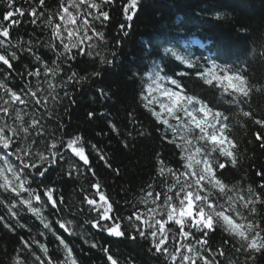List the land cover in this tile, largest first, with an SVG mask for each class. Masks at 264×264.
<instances>
[{"label":"snow or ice","instance_id":"6c2138e0","mask_svg":"<svg viewBox=\"0 0 264 264\" xmlns=\"http://www.w3.org/2000/svg\"><path fill=\"white\" fill-rule=\"evenodd\" d=\"M6 3L0 17V228L18 235L9 264H81L69 237L90 250L100 249L106 264H136L134 257L122 262L110 243L86 238L78 224L143 248L157 264H256L264 258V165L244 167L254 157L245 156L248 149L235 134L237 128L247 133L249 122L264 130V115L254 107V97L264 96V76L258 78L246 63L221 64L219 57L201 62L174 47L164 48L179 64L153 62L141 77L146 82L140 101L159 140L153 147L154 175L134 201L125 200L123 214L101 183L92 156L117 178L120 168H113L108 153L82 133L69 134L60 110L67 115L77 105V93L103 83L119 67L123 37L142 0H57L52 9L48 0ZM113 11L122 21L109 49L106 30ZM214 14L230 23L226 13ZM25 18L40 34L14 39L12 29ZM238 31L253 34L250 27ZM192 42L199 43L195 37ZM146 43L151 47L153 42ZM260 46L264 48V32ZM258 59L264 64V51ZM95 91L105 101L115 95L110 86ZM98 115L107 118L110 133L123 137L125 150L135 151L137 138L153 134L134 110H126L123 132L107 111L85 113L89 121ZM260 130L252 132L248 143L264 153ZM165 146L174 149L171 161L157 150ZM52 172L63 183L91 178L88 188L79 187L78 203H70L56 181L45 183ZM80 213L90 218L80 222ZM29 218L38 225H29ZM33 228L42 230L32 234Z\"/></svg>","mask_w":264,"mask_h":264},{"label":"trees","instance_id":"16d2710c","mask_svg":"<svg viewBox=\"0 0 264 264\" xmlns=\"http://www.w3.org/2000/svg\"><path fill=\"white\" fill-rule=\"evenodd\" d=\"M226 1H231L232 5L231 2L228 5ZM21 3L23 0H17V6ZM56 3L57 0H48V7L52 9ZM142 5L129 35L123 37L122 51L117 60L119 67L108 72L103 83L91 86L87 91L82 89L77 93L75 95L77 105L69 107L67 115L60 110L69 134L82 133L86 140L97 143L108 153L113 168H120L121 174L117 178L115 173L105 168L94 154L92 156L93 167L97 169L101 183L107 186L111 199L117 202L123 214H127L125 200L134 201L135 197L140 195L139 189L145 182H150V177L154 175L153 147L159 144L158 134L154 131L156 125L152 117L144 110L140 101L142 85L146 82V78L141 79V77L153 65L151 51L158 49V52L167 59L171 57L165 55L164 48L174 47L181 54L190 56L192 59H199L201 62L222 56L227 60L218 59V63L230 65L234 63L235 66L246 63L255 70L254 74L258 78L264 76V64H261L258 59V53L264 51V48L260 46L261 32H264V0H142ZM24 7L27 8L28 5L24 4ZM6 8V0H0V17ZM216 11L226 13L230 23L217 20L214 14ZM112 15V25L106 30L109 49H112L114 38H119L116 25L122 21L118 11H113ZM207 23L211 24V31L206 34L203 33V29ZM241 27H250L253 32L252 36L246 37L239 32L238 29ZM33 33L39 35L40 31L35 25H30L26 18L24 23L13 28L11 32L14 39L22 36L25 40ZM47 36V31H44L43 37L47 39ZM193 37L199 43H193ZM150 39L153 42L151 47L146 43ZM185 46H189V52L183 53L180 48ZM214 50L217 52L214 53ZM50 55L51 53H48V56ZM160 58L155 63L169 64L161 61ZM171 59L174 60V58ZM175 62L179 64L178 61ZM181 68H183L182 65ZM134 73H139V76H134ZM16 83L13 81V84ZM109 86L115 95L110 101H105L98 96L95 89L104 87L107 90ZM254 107H257L264 115V96L254 97ZM92 110L98 114L105 111L110 113V118L121 127L122 132L126 131L124 127L126 110H134L142 120L144 127L153 134L150 138H137L135 151L125 150L120 144L123 137H117L108 131L106 117L98 115L94 121L86 119L85 113ZM257 130L260 129L249 122L247 133H243L239 128L235 131L237 139L242 142V148L247 147L248 149L245 156L254 157L252 160L245 161V168H248L250 163H255L257 166L264 165V153L256 149L255 144L248 143L252 139V132ZM157 150L164 153L166 160H173L174 149L172 147L165 146ZM226 175L232 179L231 172ZM236 178H239V175ZM90 179V177L80 176L76 179V183H63L58 172H52L45 183L56 181V186L63 190L68 201L78 203L82 199L78 189L80 186L88 188ZM248 182H253L251 172ZM86 218L90 217H86L84 213L79 214L80 222ZM27 223L38 225L39 222L29 218ZM40 230L42 228H33L32 234ZM77 231L84 232L86 238L95 240L100 245L110 243L112 253L122 262L129 257H134L136 264H157L156 260L145 254L143 248L116 242L114 238L108 237L106 233L97 229H92L89 225L80 228L78 224ZM69 239L75 245L81 264H106L105 256L100 249L90 250L87 244L76 237H69ZM216 239H219V234ZM17 245L18 235L7 233L6 230L0 228V264H9ZM53 247L54 245L50 244V251ZM256 264H264V258L258 260Z\"/></svg>","mask_w":264,"mask_h":264},{"label":"bare ground","instance_id":"6f19581e","mask_svg":"<svg viewBox=\"0 0 264 264\" xmlns=\"http://www.w3.org/2000/svg\"><path fill=\"white\" fill-rule=\"evenodd\" d=\"M229 2H231V1H229ZM229 2L228 1H226V3L229 5ZM231 5H232V2H231ZM211 24L210 23H207V26H205V28L203 29V33H208L209 31H211ZM202 33V32H201ZM180 49H182L183 50V53H185V51H188L189 52V46H185V47H181ZM159 50L158 49H154L153 51H151V57H152V59H153V61H151V63H153V62H156L157 60H159V58H160V60L161 61H166V62H168L169 64H176V62L174 61V60H172L171 58H167L166 59V57L165 56H162V54L161 53H159L158 52ZM215 51V50H214ZM217 51H215L214 53H216ZM219 59L221 60V61H223V60H227V59H225V58H222V56H219ZM234 63H232V65H233ZM235 66V65H234ZM169 74H171V72H169Z\"/></svg>","mask_w":264,"mask_h":264}]
</instances>
